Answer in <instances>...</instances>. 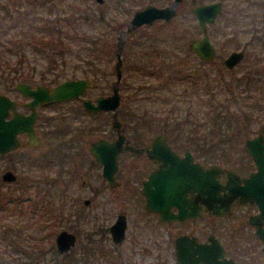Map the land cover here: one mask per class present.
I'll return each mask as SVG.
<instances>
[{"label": "flooded vegetation", "instance_id": "flooded-vegetation-1", "mask_svg": "<svg viewBox=\"0 0 264 264\" xmlns=\"http://www.w3.org/2000/svg\"><path fill=\"white\" fill-rule=\"evenodd\" d=\"M97 1L103 3L104 0ZM171 1L172 0H169V2H167L166 4L170 3ZM185 3L186 0H182L181 5H179L178 12L179 10L182 11ZM147 4L156 5L152 2H147L143 6L137 7L132 10V14L136 9L142 8ZM166 4L161 6H165ZM195 4L201 3H193V5ZM222 11L223 3L222 9L216 19L219 17ZM158 21L162 22V25H169L170 23H165L163 18H158L152 24ZM215 21L213 23H215ZM213 23L208 24V32L210 26ZM152 24H142L138 28L130 30V32L128 33V38L123 44V48L128 44V40L130 38L129 34L133 33L135 30L139 29L142 26H151ZM118 35L116 38V42L118 39ZM195 38L198 37H188L184 45H186L187 47V56H190L192 57V59L197 60V63L188 64L184 61L185 58L177 59L178 62H176V64L182 67H178L180 68L179 72H182L181 75H176L173 67L172 70L171 68H167L166 70L162 69V66L166 64L164 61L168 60L170 54H167V56H165L157 53V44L159 42L158 39L139 38L134 40V43L136 44H146L147 40H149L150 43L148 44L150 46V49L146 50L145 53L142 54L143 57L142 55L140 57L138 56V58H136L134 62H130V69L135 73H139V75L149 73L156 74V76L159 77L156 79L155 86H153V89L157 94V101L161 100L158 101L159 104L167 103V100L170 99L169 96H166L164 94V88H166L165 86H168L169 84L175 82H186V85L180 90V93L178 94V96L182 97L185 101L184 106H178L176 103H174L171 108L173 114L160 116L159 118L162 119L160 120L161 124H163V126L161 127L162 132H157L154 134H143L141 132L139 133V131H141L142 128L145 127V124H148L147 120L142 118V122H138L140 123L141 128L138 127L137 132L134 134V136L126 133V93L125 86L122 85L124 66L123 58L122 74L118 82L119 109L116 118L120 122L119 132L125 135L128 143L135 147L150 148V144L155 137L164 135L166 143L178 155L179 158H184L186 155L190 156V159L187 160L184 165L179 167V171L168 175V179H170V183L172 185V191L171 196H164V200L169 204L167 212L162 213L161 211H159V209L153 210L147 206V197L144 188L146 181L149 179V174L152 171H157L155 176L156 178L150 184L156 196L153 202L157 204L155 200L156 198L160 201H163L158 197V187L164 184L167 176L165 174L159 173L160 171L158 170L165 167L164 163L167 162V160H165L164 157L157 156L151 158L147 154L146 150L137 152L127 149L125 145L122 144L121 149L117 151L115 157L116 169L114 171L112 180L110 181L104 176V164L96 158L94 153H92L91 146L92 143L97 139L103 138L108 141H114L118 136V132H116L113 127V110L102 109L95 112L90 111L82 105L81 99L79 97H71L60 100L36 101L35 103H33L36 98H41V94L25 93L22 89L17 87L18 83L29 84V88L31 90L38 89V86H45L48 87L51 91L58 83L70 78H66L63 80L51 78L47 80L44 77V73H41L40 76L43 80H38L31 77V74L27 71L20 70V68H15L13 71L14 77L8 79L11 80V85L7 86V88L11 93L0 92L6 94L14 103V109L12 110L11 108H9V115H7L6 118H12L14 110L20 115H29L34 110L36 117L33 126L35 129V134L41 142L37 145H32L31 143L28 144V133L23 132L18 135L20 145L17 148L11 149L7 153L0 154V159H5L7 163L6 168L3 169L0 173V210L2 209V207L5 208L6 206L22 214H24L26 211H30L31 213H33V215L38 213L41 217H47V208H50L52 212L54 211L57 214L59 213L60 219L72 222L84 218V207L93 202L95 197L100 192H104V189L106 188L114 193L116 192L118 204L120 199L125 201L127 197L132 193V191H135L134 195L136 202L138 203L137 205L139 207L140 215H142L143 212L148 214L149 216H152L158 225L167 226L169 231L172 233L169 238L172 242L171 252L173 256V262L168 263L166 261L164 263L178 264V262L176 261L175 242L178 237L186 235L189 237H195L200 243L208 242L210 236H215L223 245L225 256L227 258H232L234 261L241 264H249V261H247V259L250 260V254L255 252V249L258 248L259 253L262 255V259L260 261L257 260L258 262H256L257 264H263V244L261 239L255 232L256 225L249 222L250 217L259 212L257 204L255 202H241L237 199H233L232 201H230L229 210L222 211L225 213L209 212L206 207V191H203V178L205 179V176H203L200 171H196V168H192L190 165V163H194L198 166L206 168L208 165L215 163L220 165L224 169L232 170L238 175L240 179L246 177L256 170L254 161L246 147V139L252 137L258 132H262L264 135V132L260 129L259 131L257 130L256 132H254V134H250V132L248 131L254 119V113L252 112L249 121L246 122V117L244 115V101H240L242 103V107L239 108V111L235 110V114H237L238 116L236 118L237 120L233 121L236 122L241 128L240 132L223 133L220 131V127L218 126L215 132L204 130L202 134L197 133L195 125H207V117L211 118L209 114H212V110L211 108L210 110H208V104L213 103L214 107L220 106L218 98L217 100H215L216 97L214 96V99H212L214 100L213 102H206V98L204 97L205 95L203 96L202 94V90L203 88L207 87L206 85L208 84L209 79V73L206 67L207 65L217 61L218 58H220V54H218L216 46L212 42L216 50L215 57L211 60L201 58L191 49V44ZM234 50H242L243 54L236 63H234L231 67H228L225 64L224 60L229 55V53ZM234 50H231L221 60V64L223 67H225L226 70L237 71L242 68H246L247 65H245L246 67H243V62L249 58H251L250 65L253 66L255 55L253 52L251 53L249 51L250 49L247 44L243 47V49ZM157 55H160L161 58L158 59ZM146 57L150 58V60H153L154 63H152V65L148 64L146 62ZM21 62H23V58L20 59V64ZM242 64L243 66H241ZM167 65L170 64L168 63ZM135 66H138V68L134 69ZM113 71L116 79L115 63ZM252 73V70H248L246 74L243 73L239 76L240 78H236L237 82L240 83L242 81H245L246 78H249L252 75ZM94 76H87L88 78H91L92 83L87 87L86 92L82 94V98L90 99L92 103H96L95 99L99 96L110 95L113 91L112 84L115 81H111L110 89L108 91L101 92L99 94H93V88H95ZM160 76L162 78H160ZM246 81L245 83L249 85ZM226 82L229 83V81ZM141 85H144V83L139 84V87H141ZM251 86H253V84L246 86V88H250ZM236 87V84H234V86L230 84L231 90L230 92L227 90V95L231 94L234 98H236L234 93L236 91H239L236 90ZM90 91H92V94L90 93ZM236 96L238 97V101L239 97L243 100L248 97L241 95L240 93L236 94ZM210 100L211 96H209V101ZM177 103L179 104V102ZM32 106H34V109L32 108ZM84 114H86L90 119L86 123V132L94 134L92 132L99 131L101 127H104L106 124H108L107 122L110 119L112 129L109 133H107L105 129L101 130L102 134H97L95 135V137H92L89 140V144L86 146V154H81L77 149V146H79L80 142L78 140L77 133V131H79V127L75 126V124L73 125V123H75L78 118V121H80L84 117ZM214 114H216V112H214ZM240 115L243 117V119L241 120L239 119ZM52 119H58L62 121L61 126L57 127L56 125L55 129L53 130H44V127H46L47 129L48 126L52 124ZM156 119L158 118L156 117ZM240 121H242V123ZM165 125H167L168 127H165ZM244 125L245 130L247 129V132H245L244 128L242 127ZM262 127H264V125H262L261 128ZM182 128L184 129V131L179 132ZM45 140L46 142L48 140L50 144L56 145L55 150L57 155L55 157L52 155H47V153H45V151L41 149L45 144ZM224 142H226L228 146H224ZM124 155L130 156L129 159L127 157V161L129 162L124 160ZM73 159V170L69 171L66 174V176L69 178V183L66 181L65 184L67 185L66 188L70 190L72 188V185H74L76 181H79V186L81 188L87 189L88 194L86 198L82 199V206L80 204L78 195L73 196V193L71 192L69 196L65 195L66 197L64 198V195L62 193V177L64 176V172L68 171L67 167L69 166L70 161ZM54 161L57 168L56 172L52 175L50 170L54 165ZM127 167L131 170L132 168L135 170L136 175L134 176V179H126L125 173L127 172ZM95 175L99 176L101 182L103 183V186H99L98 184H96L98 182L94 178ZM217 179L223 185H225L228 180L226 173L224 172L218 174ZM234 183L243 184V181H236L234 179ZM131 184H134V187ZM129 189H132V191L128 195ZM227 193L228 192L224 191L223 189H219L217 191L218 198H223L224 201H226V198L228 196ZM109 203H112V201L103 202L100 205L105 208V204L107 206ZM191 203L197 204L198 207L194 211L196 213H192ZM67 205H69V207ZM119 215H124L126 219L124 237L125 240L128 230L129 215L124 212V210L119 209L115 215L114 221ZM163 217H169V219H163ZM47 218L50 220V222L53 220L52 217ZM207 218L219 221L220 223L217 224V226L215 225L214 228L211 229L207 224ZM140 219H142V217H140ZM114 221L109 225H101L97 229L90 231L94 232L100 229L106 230V234L109 238L108 242L110 244L112 242L110 246H117L118 248V245H120L124 240L121 243L113 242L110 232V226L114 223ZM56 222L58 221L56 220ZM138 227L140 229L142 228V220L138 221ZM253 260L255 261V259ZM254 261H252L251 263H253Z\"/></svg>", "mask_w": 264, "mask_h": 264}, {"label": "rangeland", "instance_id": "rangeland-1", "mask_svg": "<svg viewBox=\"0 0 264 264\" xmlns=\"http://www.w3.org/2000/svg\"><path fill=\"white\" fill-rule=\"evenodd\" d=\"M211 1L215 0H202V3ZM219 1L223 3V11L215 23L210 26L209 32L211 40L215 44L218 54H220V58L214 63L207 65L206 69L209 73V79L207 87L202 90V94L203 96L205 95L206 102H209L211 93L216 97L215 100L217 98L220 99L219 97H223L225 94L226 98L228 96L226 101L230 103V111L234 113H236L235 110L239 111V108L242 107L240 101H244L245 104L248 102L259 103L258 109L253 107L254 119L250 125L252 129L249 128L248 130L250 134H254L264 125V77H261L255 86L253 85L250 88H246L249 85L245 81L238 83L236 78L243 73L246 74L248 70L253 71L252 75L257 69L259 72H264V63L254 60L252 66L250 65L251 58H249L243 62L244 66L243 64L241 65L243 67L247 65L246 68L240 69L241 71H228L222 66L221 60L231 50L243 49L246 44L250 49L249 39L252 38V28L255 27V23L264 25V0ZM147 2L161 6L169 2V0H104L103 3L97 0H0V92L11 93L7 88V86L11 85V80L8 79L14 77L13 71L15 68L27 71L31 74V77L38 80H43L40 76L41 73H44V77L47 80L51 78L63 80L71 77L95 75L93 94L108 91L111 81L115 80L113 70L116 57L113 52L118 31L127 27L126 22L131 18L132 10L143 6ZM191 6H193L191 0H186L182 11L176 14L169 25H162V22L158 21L151 26H142L129 34L128 44L122 50L124 64L122 85L125 86L126 93V133L131 136H134L137 132L143 120L142 118L146 119L148 124H145V127L139 133L154 134L162 132L161 127L163 124L160 122L162 120L159 119L160 116L172 115L171 108L174 103L178 106H184L185 101L178 94L186 85V82H175L165 86L164 94L170 97L167 100V103H169L159 104L158 101L161 100L157 101V94L153 89L156 79L159 77L156 74L149 73L139 75V73H135L130 69V62H134L138 56L140 57L146 50L150 49L149 40H147L146 44H136L134 40L139 38L150 39V36L160 37L159 39L161 40L157 44V53L165 56L170 54L168 60L164 61L166 64L162 66V69L171 68L172 70L175 67H180L176 64L178 62L177 59L185 58L184 61L186 63L196 64L197 60L187 56V47L184 45L188 37H200L202 34L195 16L190 11ZM100 14L103 15L104 21L98 20ZM50 23L59 26L62 30L61 37L68 45L66 47L68 50L64 54L60 55L57 53L62 46L56 44L42 48L40 44L32 46L30 42H27L29 39L34 40L38 36L43 37V39L49 36L56 39L57 32L51 28L52 24ZM70 32L77 34L74 40L70 37ZM179 32V36L173 37L174 34ZM87 37L92 40V43ZM166 37L167 39H164ZM15 38H22L26 43L12 45L11 40H16ZM81 38H85V40L82 41ZM77 41L85 42V44H89L92 47H90L89 51L80 53ZM5 46H10L11 49L6 50ZM250 52L252 53L253 49ZM160 55H157L158 59L161 58ZM21 58H23V62L20 64ZM146 62L151 65L154 63L153 60L147 57ZM168 63L170 65H167ZM252 75L250 77L253 78ZM226 81H229V84L233 86L236 84V90L240 91L234 93L235 97L239 93L248 97L244 100L239 97L238 101V97L235 99L231 94L227 95L228 91L221 90L222 88L224 89L223 86H225ZM143 83L144 85L139 87V84ZM90 93L92 94V91ZM225 114L226 117L234 116L233 113L226 112L223 115ZM239 119L241 120L243 117L240 115ZM78 120L73 125L75 124V126L79 127L77 133L80 142L77 149L81 154H86V146L92 137L102 134L101 130L105 129L109 133L112 129L110 119L107 122L108 124L91 134L86 132V123L90 120L87 115L84 114V117L80 121ZM61 122L58 119H52V124L47 129L44 127V130H53L56 125L57 127L61 126ZM240 122L242 123V121ZM208 126V121L207 125H195L197 133L200 134L204 130L209 131ZM214 126L217 125L215 124ZM242 127L245 130V125ZM183 131L184 129L182 128L179 132ZM245 132H247V129ZM223 144L228 146L226 142ZM55 148L56 145L50 144L48 140L47 142L45 140V144L41 149L47 155L55 157L57 155ZM127 157L128 159L130 158V156L124 155V160L127 161ZM73 161L74 159L70 161L67 167L68 171L64 172L62 177V193L64 198L69 196L71 192L73 196L78 195L82 206V199L86 198L88 194L87 189L81 188L79 181H76L70 190L66 188L67 185L65 184L66 181L69 183V178L66 174L73 170ZM6 165L5 159H0V173L6 168ZM56 168L54 161V165L50 170L52 175L56 172ZM126 170V179H134L135 170L133 168L131 170L128 167ZM94 178L98 182L96 184L103 186L98 175H95ZM131 185L134 187V184ZM131 191L132 189L128 190V195ZM134 193L135 191H132L125 201L120 199L119 205L116 192L114 193L107 188L104 189V192H100L93 202L84 207V218L72 222L66 220L59 222L55 234L59 229L63 228L74 231L79 239L75 245L77 246L88 231L95 230L101 225L112 223L117 211L121 209L129 215L126 238L118 245L123 264H129V260H131L132 264L173 262L172 242L169 238L172 233L167 226L158 225L152 216L143 212L140 215ZM108 201H112V203L107 206L105 204V208L100 205ZM67 206L69 207V205ZM56 215H59V213H56ZM47 217H41L38 213L33 215L30 211L22 214L6 206L5 208L2 207L0 210V264H18L19 260L42 264L52 257L53 250L56 249L54 243L55 234L52 239L47 236V231L50 228V225H47L50 223ZM137 220H142L141 229L138 227ZM219 223V221L207 218V224L211 229ZM250 256V260L247 259L249 264H257L262 259L258 248ZM252 261L254 262L251 263Z\"/></svg>", "mask_w": 264, "mask_h": 264}, {"label": "water", "instance_id": "water-1", "mask_svg": "<svg viewBox=\"0 0 264 264\" xmlns=\"http://www.w3.org/2000/svg\"><path fill=\"white\" fill-rule=\"evenodd\" d=\"M101 1V0H99ZM182 0H172L165 6H156L153 4H147L142 8L136 9L131 18L127 22L125 29L119 30L118 39L116 42L114 53L116 55L115 70L116 79L112 84L113 91L108 96H99L95 99L96 103H92L90 99L82 98L87 90V87L91 85V78L77 77L66 79L58 83L50 91L48 87L38 86V89L31 90L29 84L18 83L17 87L22 89L25 93H40L41 98L35 99L36 101H49L60 100L71 97H79L82 105L90 111L98 110H113V127L118 136L114 141H108L100 138L92 143V153L96 158L104 164L103 174L104 176L112 180L114 171L116 169L115 157L117 151L122 147V144L129 150L141 152L146 150L147 154L151 157L161 156L164 157L167 162L164 163L165 167L160 169L159 173L167 176L164 184L158 187V197L155 204L153 202L155 192L151 188V183L156 178L157 171H152L149 174V179L146 181L144 188L147 197V206L150 209L167 212L169 204L165 201L164 196H171L172 185L168 175L179 171V167L185 164L190 159L189 155L184 158H179L178 155L168 146L164 135L155 137L150 148L135 147L128 143L125 135L119 132L120 122L116 118L119 109V94H118V82L122 74V48L124 42L128 38V33L134 28H138L142 24L150 25L156 19L163 18L165 23L170 22L177 14L178 7ZM222 9V2L219 0L205 2L201 4H195L192 6L191 11L195 15L199 27L202 31L200 37L195 38L191 44V49L197 53L201 58L211 60L215 57L216 50L210 39L208 32V24L213 23ZM242 50H234L229 53L224 62L228 67H231L242 56ZM9 108L14 109L13 101L4 93H0V154L7 153L9 150L17 148L20 145L18 135L26 132L28 133L27 143L32 145L40 144L35 134L34 122L35 111L33 110L29 115H20L18 112L13 111V117L7 119L9 115ZM34 109V106H32ZM246 147L251 155L256 170L250 173L248 176L239 178L238 175L230 169H224L218 164H210L206 168L198 166L197 164L190 163L192 168H196V171H200L203 178V191H206V207L211 213H225L224 210H229L230 201L237 199L241 202H255L259 208V212L254 216H251L249 222L256 225V234L261 239L264 249V135L262 132H258L252 137L246 139ZM192 171V170H191ZM226 173L228 178L225 185L221 184L217 179V175L220 173ZM9 174V173H7ZM170 177V176H169ZM236 181H243V184L234 183ZM232 182V183H231ZM223 189L227 193L226 201L218 198L217 191ZM225 197V196H223ZM160 201V202H159ZM158 205V206H155ZM197 204L191 203L192 213L197 209ZM223 209V210H222ZM163 219H169V217H163ZM126 219L124 215H119L113 224L110 226V232L114 243H121L125 237ZM78 242L77 235L68 230L60 229L54 238L56 250L59 253H66L73 248ZM176 249V261L178 264H241L234 261L232 258L225 256V250L223 245L215 236H210L209 241L200 243L195 237H189L186 235L180 236L175 242ZM264 264V263H263Z\"/></svg>", "mask_w": 264, "mask_h": 264}, {"label": "trees", "instance_id": "trees-1", "mask_svg": "<svg viewBox=\"0 0 264 264\" xmlns=\"http://www.w3.org/2000/svg\"><path fill=\"white\" fill-rule=\"evenodd\" d=\"M191 2H192V4L196 3V2L202 3V0H191ZM179 12H181V10ZM98 20L104 21L102 14L99 15ZM235 23H236V21H235ZM50 24H52L51 28H53V30H55L57 32V38L56 39H54L51 36H49L45 39H43V37H41V36H38L34 40L29 39L27 42H30L32 46H36V45L40 44L41 45L40 47H42V48L49 47V46H52L53 44H56L58 46H62L61 48H59L57 53L60 55L64 54L68 50L66 48V47H68V45H66V43L64 42V40L61 37L62 36V30L60 29L59 26L53 25V23H50ZM233 25H234V23H233ZM254 26L255 27L252 28V30H251V37L252 38L249 39L250 51H251V49H253V53L255 55V60H258L259 62L264 63V25H260V24L257 25L255 23ZM179 34H180V32L178 34H174L173 37L179 36ZM69 35L73 40H74L75 36L77 37V34H75L73 32H70ZM150 38L155 39V36H150ZM156 38L158 40H161V39H159L160 37L159 38L156 37ZM176 38H178V37H176ZM15 39L16 40H11L12 45H18V44L26 43V41H23L22 38H15ZM81 39H82V41L85 40V38H81ZM164 39H167V37ZM90 42L92 43V40H90ZM78 46H79L80 53H82L83 51H87V50L89 51L90 47H92L89 44H85V42L82 43L80 41L78 42ZM5 48H6V50L11 49L10 46H5ZM254 49H255V52H254ZM88 62H90V61H88ZM137 68H138V66L134 67V69H137ZM179 71H180V68H178V67L174 68V72L176 75L177 74L181 75L182 72L180 73ZM252 76L254 79L252 77H249V78H246L247 81L246 80L245 81L249 85L253 84L255 86L257 81H259L261 77L262 78L264 77V72H259V70L257 69L256 72ZM160 78H162V77L160 76ZM223 87H224V89L222 88L221 90H224V91L228 90L230 92L231 88H230V84L228 82H225V86H223ZM212 99H214V95H212V93H211V100L209 102H211V101L213 102L214 100H212ZM231 99H233V98L231 97ZM218 100H219L220 106L214 107L213 103L208 104V106H209L208 110H210V108L212 110V114H209L211 118L207 117L208 118L207 121H208V125H209L208 130L211 132H215L216 128H218V126H219L220 131L223 133L240 132L241 128L239 127V125L236 122H233L234 120H237L236 118L238 115L235 114L234 112L230 111L231 110L230 109V103L229 102L227 103V101H226V100H228V98H226L225 94H224V96L222 98L220 97V99H218ZM244 104H245V102H244ZM259 106H260V104L256 103V102H254V103L248 102L245 104L244 115L246 117L245 118L246 122L249 121V118L252 115L253 107L258 109ZM248 107H250V108L252 107V109H250V108L248 109ZM214 112H216V114H214ZM226 112L227 113H233L234 116L233 117L232 116L226 117V114L223 115ZM208 113H209V111H208ZM226 119H228V120L226 121ZM215 124L217 126L213 127V125H215ZM166 127H168V126H166ZM260 130L264 132V127L260 128ZM47 212H48V214H47L48 217L53 218V220L47 224L48 226L50 225L49 226L50 228L47 231V236L49 239H52L53 235L56 232L55 231L56 227L59 225V222L63 221L64 219H60L59 215H56V212H54V211L52 212L50 208H47ZM56 220L58 222H56ZM108 239L109 238L106 234V230L100 229V230H97L94 232L89 231L84 235V239L81 240V242L79 244H77V246H74L73 248H71L70 251H68L66 253H59L55 249V250H53L52 257L49 258L47 261L43 262L42 264H123L122 255L118 251L117 246H110ZM18 264H35V263L29 262L27 260H19ZM36 264H39V263L36 262ZM129 264H132L131 260H129ZM159 264H166V263L163 262V263H159Z\"/></svg>", "mask_w": 264, "mask_h": 264}]
</instances>
